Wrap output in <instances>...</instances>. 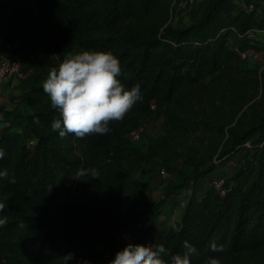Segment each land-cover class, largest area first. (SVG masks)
Instances as JSON below:
<instances>
[{"label":"trees","instance_id":"trees-1","mask_svg":"<svg viewBox=\"0 0 264 264\" xmlns=\"http://www.w3.org/2000/svg\"><path fill=\"white\" fill-rule=\"evenodd\" d=\"M182 1L0 0V37L22 74L21 104L0 105V170L8 171L0 178L8 217L0 264H65L68 253L75 256L70 264H109L115 254L103 249L118 228L156 217L164 198L188 186L181 226L165 235L168 252L182 254L187 239L198 249L191 264L208 256L264 264V71L248 66L230 42L264 30V0L250 2L252 9L203 0L201 15L178 25ZM87 49L117 55L122 83L140 84L142 98L110 121L106 134L60 137L50 127L59 113L42 82L66 54ZM163 116V136L145 147L130 140L133 130ZM241 150L225 192L206 184L197 196V185ZM175 158L187 168H177ZM149 164L175 174L159 202L146 201L147 184L138 177ZM89 168L99 175H78ZM213 239L222 251H211Z\"/></svg>","mask_w":264,"mask_h":264},{"label":"clouds","instance_id":"clouds-1","mask_svg":"<svg viewBox=\"0 0 264 264\" xmlns=\"http://www.w3.org/2000/svg\"><path fill=\"white\" fill-rule=\"evenodd\" d=\"M123 75L120 59L111 51L87 49L68 53L58 66L49 70L42 82L43 91L48 95L51 106L59 113L50 127L58 131L60 137L72 133L83 138L89 134H106L110 131L109 122L120 120L142 98L141 85L127 88L121 81ZM38 119V118H37ZM5 155L0 149V159ZM79 174L98 176L95 168ZM8 176L7 169L0 170V178ZM15 182V177L11 178ZM0 204V228L7 224ZM212 252H220L223 245L214 239L209 242ZM184 252L170 254L163 243H128L116 252L109 264H191L197 247L189 240L183 241ZM168 257V259H166ZM65 264L75 259L73 253L64 256ZM77 264H80L77 261ZM82 264H91L84 260ZM204 264H221L218 256H208Z\"/></svg>","mask_w":264,"mask_h":264},{"label":"rangeland","instance_id":"rangeland-1","mask_svg":"<svg viewBox=\"0 0 264 264\" xmlns=\"http://www.w3.org/2000/svg\"><path fill=\"white\" fill-rule=\"evenodd\" d=\"M253 0H239L240 8H246ZM198 1L195 3L184 6L180 10L177 9L174 13V22L178 25H187L192 23L196 18L201 15L202 7L198 5ZM204 7V6H203ZM230 42L235 50H237L246 63L250 67L258 66L260 70L264 71V30H252L247 34H238V38L231 37ZM10 50H6V47L2 43L0 37V61L9 58ZM19 82L18 76L9 77L0 81V105H4L11 109L21 104V93L17 90L16 85ZM169 128V121L166 116L146 123L143 129V139L137 144L141 147H145L148 142L155 140L156 138L163 136ZM243 150L238 152L235 156H232L229 162L218 168L213 172L212 177H218L219 175L226 177L231 174L242 162ZM174 165L180 169H186L187 164L182 158H175ZM151 166V168H150ZM161 166L157 164L146 165L144 172L141 173L143 180L147 183V193L145 195L146 201L157 200L160 201L164 198V191L168 183L174 178L175 174L172 172L166 178L161 177ZM139 176V173H138ZM192 189V188H191ZM187 195L182 196L178 200L180 204L183 199H187ZM110 247L103 249L104 253L109 250Z\"/></svg>","mask_w":264,"mask_h":264},{"label":"crops","instance_id":"crops-1","mask_svg":"<svg viewBox=\"0 0 264 264\" xmlns=\"http://www.w3.org/2000/svg\"><path fill=\"white\" fill-rule=\"evenodd\" d=\"M199 3L198 5H201V9L203 11L205 4L203 0H197ZM238 5H241L239 3V0H236ZM202 13V12H201ZM234 37L238 38V35H235ZM5 46V45H4ZM6 50H8V46L6 45ZM10 50V49H9ZM1 81V80H0ZM152 165V164H150ZM151 168V166H150ZM144 169H142L139 172V178L143 180L141 173H143ZM213 173L209 175L208 178H211ZM221 176V175H219ZM145 182V181H144ZM207 183V181H206ZM206 183H199L197 185V196H202L203 191L205 189ZM147 184V183H146ZM148 188V186H147ZM165 192V191H164ZM147 193V192H146ZM165 194V193H164ZM193 191L190 186L186 187L182 192L176 193L174 195H171L169 198H164L160 205L161 212L154 218H145L142 221L138 222L137 224H133L129 226L128 228H118L116 230V236L115 240L110 246L109 250L106 251V255H109L110 253L116 254L117 251L125 247L122 243L118 242L117 235L121 230L124 229H130L132 230L136 237L138 243L145 244L146 241L152 240L155 243H164L165 235L167 231L170 228L179 229L181 226V215H182V208L187 201V199L192 196ZM187 195V199H183V202L180 204V201L178 200L182 196ZM157 201V200H153ZM159 202V201H157Z\"/></svg>","mask_w":264,"mask_h":264},{"label":"built area","instance_id":"built-area-1","mask_svg":"<svg viewBox=\"0 0 264 264\" xmlns=\"http://www.w3.org/2000/svg\"><path fill=\"white\" fill-rule=\"evenodd\" d=\"M195 1L196 0H183L182 3L180 4L181 5L180 7L182 8L184 6L191 5L195 3ZM247 8L252 9L253 4H250ZM8 48L10 49V46H8ZM13 76H18V77L22 76L20 72V63L16 61L13 62L9 58L0 61V80H4ZM129 138L134 143L141 142L143 139V129L141 128V129L133 130L129 134ZM29 144L33 145L34 140H31ZM247 145H249V143H247ZM160 174L161 177L166 178L170 175V172L165 168H161ZM224 183H225V178L223 176H218V177L208 178L206 184L208 186H213L221 193H224L225 192ZM116 238L118 242L122 243L124 246H126L130 242L138 243L135 233L130 229L121 230ZM145 244H154V242L152 240H148L145 242Z\"/></svg>","mask_w":264,"mask_h":264}]
</instances>
